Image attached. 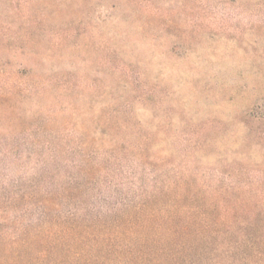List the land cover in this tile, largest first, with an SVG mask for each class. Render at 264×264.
<instances>
[{
    "label": "rangeland",
    "instance_id": "1",
    "mask_svg": "<svg viewBox=\"0 0 264 264\" xmlns=\"http://www.w3.org/2000/svg\"><path fill=\"white\" fill-rule=\"evenodd\" d=\"M0 264H264V0H0Z\"/></svg>",
    "mask_w": 264,
    "mask_h": 264
}]
</instances>
